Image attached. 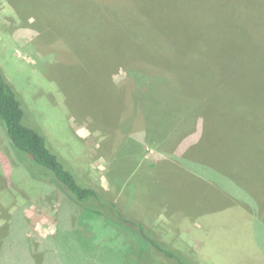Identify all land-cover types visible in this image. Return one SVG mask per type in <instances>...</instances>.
<instances>
[{"label":"rangeland","instance_id":"1","mask_svg":"<svg viewBox=\"0 0 264 264\" xmlns=\"http://www.w3.org/2000/svg\"><path fill=\"white\" fill-rule=\"evenodd\" d=\"M120 63L138 74L122 89ZM0 68L64 165L125 215L196 264H264V0H0ZM156 141L169 158L187 143L196 172L161 173ZM43 169L0 123V264H171Z\"/></svg>","mask_w":264,"mask_h":264},{"label":"trees","instance_id":"2","mask_svg":"<svg viewBox=\"0 0 264 264\" xmlns=\"http://www.w3.org/2000/svg\"><path fill=\"white\" fill-rule=\"evenodd\" d=\"M52 41L57 42L59 40L54 38ZM42 46L45 47L44 42ZM120 65H124L127 69L131 70L132 75L113 84L110 78L112 70ZM115 67L110 70L109 79L111 84L122 89V86L128 84V79L132 77L131 79L133 80V77L137 74V69L131 67L128 63H120L115 65ZM141 77L142 76L137 78V81L140 84L146 83V80L140 79ZM156 78L157 76H154L152 80L155 81ZM165 80L168 85H172V77H167ZM156 84L158 85V90H164L167 85L162 79H158ZM27 117L25 106L0 68V123L4 126L11 145L18 151L28 154L35 164L44 168L40 176L48 177L52 183L63 191L64 200L70 201L73 205L75 204L82 207L83 214H88L92 219H109V221L111 220L110 223L117 227L119 223L115 220L121 219V222L125 226L127 225V227L132 226V228H135L141 235L138 239H140L142 245L152 248V250L165 258L169 263L196 264L193 259L161 240L153 231L146 228L142 223L134 220L131 216L125 215L123 208L116 201L109 199L95 188L85 185L77 175L75 177L60 160L59 155L50 148L46 136L40 132L41 130H39L37 126L33 123L30 124ZM169 162L170 160L167 162L170 165H176ZM165 168L166 163L159 168L161 173ZM161 173H159V176ZM33 178H38V176L35 174ZM229 186H231V184H229Z\"/></svg>","mask_w":264,"mask_h":264},{"label":"crops","instance_id":"3","mask_svg":"<svg viewBox=\"0 0 264 264\" xmlns=\"http://www.w3.org/2000/svg\"><path fill=\"white\" fill-rule=\"evenodd\" d=\"M191 141L189 140V142L188 143H190ZM179 145H180V143H179ZM185 145H187V143H184V144H182L180 147H178V149H177V153L176 154H174L172 157H168V156H166L165 154H166V152H165V145L163 144V143H161V142H159V141H156L153 145H152V149L154 150V152H156V150L157 151H159L160 153H159V155L162 157V160L164 161V164L165 163H167V161L168 160H170V162L169 163H171V161H173V159H174V161H175V159H179L180 160V164H176L177 165V168L178 169H180V170H182L183 171V173L184 174H188L189 172L191 173V171H195L194 169V166H190V164H187L189 161H191V154H190V151L192 150V147H190L188 150H186L187 149V147L188 146H186V147H183V146H185ZM190 150V151H189ZM190 155V156H189ZM158 157V156H157ZM165 158V159H164ZM173 158V159H172ZM161 159V158H160ZM162 160H159V161H162ZM172 163H174V162H172ZM163 164H162V162H161V164L158 166V168H160L161 166H162ZM195 165L198 167V174H201V169H202V164L201 163H195ZM197 169V168H196ZM158 170V169H157ZM196 172V171H195ZM158 174L160 173V172H157ZM156 173V174H157Z\"/></svg>","mask_w":264,"mask_h":264}]
</instances>
